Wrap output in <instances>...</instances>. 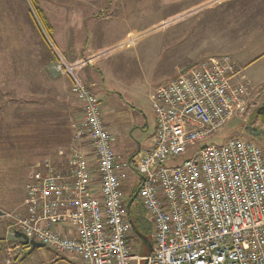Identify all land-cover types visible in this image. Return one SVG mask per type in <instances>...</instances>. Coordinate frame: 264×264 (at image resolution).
I'll use <instances>...</instances> for the list:
<instances>
[{
    "label": "built area",
    "instance_id": "built-area-1",
    "mask_svg": "<svg viewBox=\"0 0 264 264\" xmlns=\"http://www.w3.org/2000/svg\"><path fill=\"white\" fill-rule=\"evenodd\" d=\"M92 61L71 65L59 56L50 66L53 73L72 78L83 121L68 162L60 167L46 159L39 176L25 187L22 210L5 214L12 239L8 264L27 249L19 242L21 233L64 258L79 256L83 264H264V150L236 137L180 159L245 113L251 83L240 77L232 57L192 64L153 91L152 142L123 163L100 100L77 73ZM85 143L98 161V183ZM123 167L139 175L137 197L153 219V251L144 257L133 254L129 244Z\"/></svg>",
    "mask_w": 264,
    "mask_h": 264
},
{
    "label": "rangeland",
    "instance_id": "rangeland-1",
    "mask_svg": "<svg viewBox=\"0 0 264 264\" xmlns=\"http://www.w3.org/2000/svg\"><path fill=\"white\" fill-rule=\"evenodd\" d=\"M47 1L48 4H38L54 10L60 8L61 19L66 18L72 24L80 22L81 12L89 10L78 0ZM138 2L139 17L131 21L135 32H139L136 41L120 47L119 52L93 57L99 62L84 71L89 72L87 77L96 84V91L92 90L101 102L106 127L113 121L118 122L120 132L113 134V142L120 152L128 155L139 144L152 142L156 114L151 94L174 80L181 69L214 56L229 55L234 59L238 54L241 59L248 56L247 60H251L264 52V0ZM140 8H144L142 18ZM32 10L36 16L30 0H0V210L4 212L1 216L4 219L6 213L22 210L27 184L36 180L46 159L54 160L47 157L49 153L53 156L58 148L69 151L71 140L83 121V115L81 119L76 115L77 99L68 91L73 85L70 76L50 71L49 66L59 60L60 51L53 38L45 41L41 37L32 22ZM89 35L90 31L83 30L78 37L86 44ZM115 37L111 34L108 39ZM245 50L248 52L241 54ZM241 66L236 67L240 77L251 83L247 109L244 114L233 116L204 143L222 146L230 138L241 137L264 150V136L253 137L246 130L250 125L264 131V125L251 119L255 110L264 107V85H256ZM253 66L248 69H256L257 66ZM41 77H48V84L43 83ZM60 77L65 78L59 84ZM66 103L73 110L70 116L64 106ZM64 123L67 137L63 141V132L58 133L62 128L58 126ZM123 139L126 142L122 144ZM84 147L91 149L88 143ZM120 172L121 190L129 197L137 191L140 177L129 167H123ZM134 200L132 210L135 213L140 210L145 223H153L139 198ZM4 224L8 226V223H0V236L12 240L8 229L1 227ZM139 243L132 236L134 254L140 253ZM1 252L0 241V255ZM75 260L64 259L48 247H37L15 264L82 262Z\"/></svg>",
    "mask_w": 264,
    "mask_h": 264
},
{
    "label": "crops",
    "instance_id": "crops-1",
    "mask_svg": "<svg viewBox=\"0 0 264 264\" xmlns=\"http://www.w3.org/2000/svg\"><path fill=\"white\" fill-rule=\"evenodd\" d=\"M36 1L37 3L39 2L42 5H44V3L48 4L47 0H36ZM78 2L79 4L87 5L89 10L81 12L82 14L81 21L78 23H73V24L68 22L66 18H64L65 22L62 23V21L64 20L61 19V11H60L61 9L60 8L54 10L53 8H49V7L47 8L43 6H40V7L43 9L46 17L48 18L49 23L52 25V28H53L52 38L59 48L60 55H61L60 57L66 63L72 65V64L79 63L81 60L92 58L93 61L90 64L84 67H81L77 73L83 81L90 84L92 88H95V91H96V86H95L96 84L94 83L93 80L87 77L89 72H84V71L90 66H95V64L99 62L98 59H93V57H98L100 53L103 55V53L106 54L108 52H119L122 50L120 47L124 45L130 46L134 43V41H136V39L138 38L137 35L139 32H135L137 30L133 26H131L132 25L131 21L134 19H138L139 17V8H138L139 2L138 0H78ZM134 5L136 6L134 7ZM140 9H142V13L140 14L142 18L144 14V10H143L144 8H140ZM86 19H88V21H86ZM83 30H87L88 32L90 31V35L87 37L88 41L86 44L81 42L78 37L79 33L82 32ZM111 34H115L117 37L108 39L109 35ZM117 46L120 48V50L117 48ZM63 48H68V50H63ZM246 52H248V50L242 51L241 54H245ZM236 57H238V59H236ZM247 57L244 59H241L240 56L236 54L235 57H233L234 58L233 60L235 61L236 64L238 62L240 66L242 65L241 67L245 70L246 74L252 79V81L256 85H264V52H261V54H259L257 57L251 60H247ZM48 61H49V58H48ZM50 61H51V58H50ZM44 66L45 64L43 63V66H41L42 71H43ZM48 66H47V69H48ZM251 66L253 67L257 66V67L256 69L250 71L248 68H250ZM175 68H177V66H175ZM64 78L65 77H60V79H57V78L56 79L59 81V84H60V81H63ZM69 79H70V83L71 82L73 83L72 78L70 77ZM40 80L43 83L48 84V77H41ZM72 86H70L68 91H70L71 94L74 96L73 91H72ZM77 103L79 107H78V112L76 115H78L77 117L81 119L82 105L78 100H77ZM64 106L66 107L65 109H67V111L69 112V116H70L71 115L70 111L71 113L73 111L72 107L67 103ZM117 125H118V122L113 121L110 124L109 128H107L109 131H111L112 135L116 132L118 133L120 132L119 128H117ZM146 127H148V124L146 125ZM154 130H155V121H154ZM152 137H153V134L151 135V140H152ZM123 141H122V144L126 142L125 139H123ZM73 144H74V140H71V143H70L71 146L68 152L65 153L64 150L58 148V152L56 151L53 154V156H50V153H49L47 157H54L53 162L56 165L61 167L62 165L68 162V159L70 157V149L73 146ZM145 145H148V144H145ZM129 146L130 148H132V144H129ZM113 147L119 157V160H118L119 163H123L126 160H128L134 153H136L140 149V147H142V145L139 144L137 149H134L133 151H131V153L129 152V155L127 152H123V151L120 152L117 149V145L114 142H113ZM89 148L90 147H84L83 148L84 153L86 155L88 164L92 170L94 180L96 181V183H98V179H99L98 170H97L98 161H97L94 149L92 147H91L92 150ZM39 171L41 173L40 169ZM38 176L39 175L37 174L36 178ZM133 194H131L129 197H125V202H126L125 212L127 214V217L132 222L131 224L133 225V227L131 226L132 231L129 237V244L131 245L132 236H134L136 240L140 242L138 244V249L140 253L136 255H140L144 257V256L149 255L153 251V246H154L153 223L152 222L149 223L150 228H151V231H150L149 228L141 224L142 222L140 220L136 221V213L132 210L133 203H134L133 201L136 197V192L134 194V197L128 202L129 198ZM96 196H99V193H96ZM0 223H7V220L0 216ZM134 223L137 225L136 229H135ZM1 227H5L7 230V226H5V224L4 226L2 225ZM57 229L61 231L70 230L66 226L64 227L59 226L57 227ZM147 235H149V238H147ZM0 241H1V246L3 249V252H1V255H0V264H8L7 248L11 242H9V240L6 237L4 239L1 236H0ZM131 248H132V253H133V246H131ZM67 258H70V259L74 258V260L75 259L81 260L79 256L69 255L64 259H67ZM15 263L16 262L12 264H15ZM77 263L78 262H76V264ZM80 263L82 262L80 261L79 264ZM141 264H145V261H142Z\"/></svg>",
    "mask_w": 264,
    "mask_h": 264
},
{
    "label": "trees",
    "instance_id": "trees-1",
    "mask_svg": "<svg viewBox=\"0 0 264 264\" xmlns=\"http://www.w3.org/2000/svg\"><path fill=\"white\" fill-rule=\"evenodd\" d=\"M30 2H31V6H33V8L35 9V14H36V16H35L34 13H33V10L30 12L32 22L34 23V26L38 29V32L40 33L41 37L45 41H47L48 38H52V30H53L52 25L49 23L48 18L46 17L43 9L39 6L37 1L36 0H30ZM251 119H252V121L256 120L259 123H261L262 125H264V107H260L257 110H255V112L253 113ZM58 127L62 128V130L58 131V133L60 134V133L63 132L61 140L64 141L65 138L67 137V135H66V132H67L66 123H64V125H60ZM204 145H207V144H205L204 141H203L200 144L190 148V150L184 156H182L180 159L183 160V159L189 158L196 149H198V148H200V147H202ZM64 152L66 153L68 151H64ZM138 187H136V189ZM135 192H136V190H134V194H135ZM134 194L129 198L128 202L134 197ZM137 220H140L142 222L141 224L145 225L151 231L150 224L145 223L143 215H142V212L140 210H138L136 212V221ZM136 228H137V225L135 224V229ZM18 236H19V234H18Z\"/></svg>",
    "mask_w": 264,
    "mask_h": 264
},
{
    "label": "water",
    "instance_id": "water-1",
    "mask_svg": "<svg viewBox=\"0 0 264 264\" xmlns=\"http://www.w3.org/2000/svg\"><path fill=\"white\" fill-rule=\"evenodd\" d=\"M187 68L183 69V71H185ZM246 130H247V133L253 137H261V136H264V131H259L258 129L256 128H253L252 126L250 125H247L246 127ZM136 197H137V193H136ZM4 215V212H2L0 210V216H3ZM131 222V221H130ZM132 223V222H131ZM133 227V225H132ZM21 238L19 240V242L24 246L26 247V251L24 253V256L28 255V254H31L33 252V250L37 247H45V245L41 242H38L34 239H29L24 233H21L20 234ZM82 264V263H80ZM146 264V263H145Z\"/></svg>",
    "mask_w": 264,
    "mask_h": 264
}]
</instances>
